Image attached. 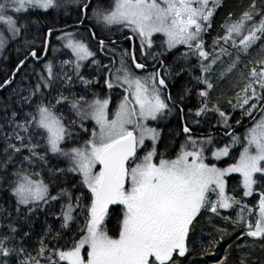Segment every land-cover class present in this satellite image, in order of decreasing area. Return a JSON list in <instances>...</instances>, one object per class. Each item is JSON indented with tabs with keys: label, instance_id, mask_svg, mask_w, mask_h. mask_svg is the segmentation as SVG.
<instances>
[{
	"label": "snow or ice",
	"instance_id": "obj_1",
	"mask_svg": "<svg viewBox=\"0 0 264 264\" xmlns=\"http://www.w3.org/2000/svg\"><path fill=\"white\" fill-rule=\"evenodd\" d=\"M71 4L77 23L66 28L76 30L49 26L43 55H38L36 37L28 38L39 22L33 14ZM223 6L224 0H0V55L11 45L29 49L0 89L12 85L29 58L40 65L31 79L0 99V264H179L200 217H218L234 206L240 211L233 224L246 228L241 235L264 239V0H249L238 14L229 11L208 50L203 37ZM82 27L88 40L96 41V51L79 31ZM57 31L60 48L52 52L66 59L48 58L49 38ZM97 31L118 32L131 48L117 52V42L110 35L97 39ZM97 51L111 54L110 63L102 64ZM86 61L96 68L91 78L82 72ZM217 64L223 66L217 80L234 76L229 81L234 95L224 103L232 112L239 110L235 125L245 129L240 135L230 123L231 113L221 110L224 93L215 100L211 95ZM101 69L109 90L103 98L90 91L100 85ZM185 77L194 81L199 98L187 114L184 105L193 89L184 84L175 95L171 91ZM77 81L83 92L73 91ZM117 86L123 96L112 111L111 92ZM174 112L182 122L176 135L184 139L172 157L167 143L161 150L162 130L149 122ZM210 115L230 138L222 147L215 146L212 132L193 133L202 120L210 123ZM245 119L250 126L242 123ZM89 120L91 130L85 127ZM237 146L234 163L222 168L212 162L231 157ZM232 173L241 177L240 199L227 191ZM254 194L255 205L243 203ZM116 205L122 206L121 214L116 234L110 235L106 218ZM41 214L54 216L59 227L47 224L33 244ZM73 224L77 232L71 243L61 245ZM216 231L221 240L230 235L226 229ZM247 247L236 246L238 264H247ZM228 255L217 264H228Z\"/></svg>",
	"mask_w": 264,
	"mask_h": 264
},
{
	"label": "trees",
	"instance_id": "obj_2",
	"mask_svg": "<svg viewBox=\"0 0 264 264\" xmlns=\"http://www.w3.org/2000/svg\"><path fill=\"white\" fill-rule=\"evenodd\" d=\"M249 0H224V6L218 9L214 15L212 27L208 34L204 36V41L206 43V48L210 50L213 38L216 37L217 33L220 31V24L223 22L226 14L229 11L236 12L237 14L241 10L242 5H246ZM76 8L72 9L67 8L61 10H49L45 15L43 13L33 14L32 19L38 20L37 24L32 25V33L29 35V39L36 37L34 47L37 49L41 47L42 40L45 36L42 34L43 30H47L49 26L53 28L60 27L69 22H74L77 15L75 12ZM74 14V15H73ZM70 15V16H66ZM59 34V33H57ZM54 34L53 37H55ZM54 38H52L51 46ZM91 45L94 43L89 40ZM97 46V45H95ZM19 47V51L17 48ZM24 48V50H23ZM42 48V47H41ZM184 48H180V51H184ZM29 49L26 50L22 44L11 45L8 50L0 55V83H3L6 79L10 77L11 72L15 69L16 65L19 61L28 53ZM177 53L173 52L165 61L169 63L172 61L173 56ZM7 57V58H5ZM50 58V55L48 56ZM252 58L255 57V52H253ZM193 63H195V59L193 58ZM227 64V59L225 58V65ZM222 65L217 64L213 68V82L216 87L214 91L211 93L213 100L217 96H220L221 92L224 93V96L221 99V110L231 113L230 120H236L239 118L240 113L239 110L236 112H232V110L228 107L224 100H226L229 96L234 95V92L230 91L229 81L234 79V76H228L222 78L220 80L216 79V75L222 70ZM40 68L39 63L28 62L22 69L19 71L17 77L13 84L6 88L3 92L0 93V99H4L8 97V95L12 92L13 88H17L22 82L26 83L27 80L32 78L33 72L38 71ZM101 83L96 87L92 88L90 91L98 93L101 98L109 95V90L103 86V77L104 70L101 69ZM197 72L194 73L196 75ZM96 75V74H95ZM189 81V78L185 77L180 80L175 81V85L171 87V91L175 95V93L182 87V85L186 84ZM193 89L189 94L188 98L185 101L184 110L188 111L189 108H195L199 103V98L196 96L197 88L191 86ZM73 91L83 92L84 87L78 81L76 82ZM123 89L119 91L116 90L117 95L111 93V103L110 110H115L116 104L123 96ZM3 116V113L0 112V117ZM173 116V115H172ZM165 117H170L167 115ZM208 120H214V117L209 116ZM216 120V119H215ZM247 119H245L242 123H244ZM203 122V120L201 121ZM206 124L207 122L204 121ZM89 124H85V127H88ZM162 130L161 137V150H163V144L167 143L169 145V150L171 152L172 157L175 156V152L179 150V144L183 141L184 136L182 134L176 135L177 132L181 131V121L177 118V116L173 120H159L156 124ZM83 139H87V137H81V141ZM77 179H79L77 177ZM241 179L238 175H231L227 178V191L233 194L236 197L242 196V186L240 183ZM85 194L87 195V189H84ZM257 198H249V201L255 203ZM0 203H3V200L0 199ZM121 206H113L110 208L109 216L106 218V227L109 230V234H116L118 217L121 214ZM56 211H59V204L56 205ZM47 224H53L54 228L59 227V221L55 220V217L52 215L45 216L43 214L39 215L34 223V235H33V244L38 239L39 235L42 234ZM79 224H83V217H79ZM226 229L230 234L226 236L223 240L220 239V235L217 233L216 229ZM246 229L243 227H235L230 223L226 224L223 219L218 217L208 218L207 215L201 216L199 223L196 228L189 234L187 240L188 253H186L185 257L179 258V264H217V262L224 257L226 251L229 253L228 255V264H238L239 258L241 256V252L237 250L236 246L238 244L244 245L247 244L248 247L244 249L245 253H249L247 259V264H264V239L259 238H251L242 236L241 234L245 232ZM77 232V225H72V230H65L64 238L60 241L61 245H66L71 243V238ZM240 237V239H238ZM78 238V237H77ZM213 241H219V243L212 246ZM231 245V248L229 246ZM207 250V254L205 251Z\"/></svg>",
	"mask_w": 264,
	"mask_h": 264
},
{
	"label": "rangeland",
	"instance_id": "obj_3",
	"mask_svg": "<svg viewBox=\"0 0 264 264\" xmlns=\"http://www.w3.org/2000/svg\"><path fill=\"white\" fill-rule=\"evenodd\" d=\"M71 7H72V9L76 8L74 4L69 5L68 8H71ZM65 10H66V9H65ZM75 12L77 13V10H76ZM73 15H74V14H73ZM66 16H70V15H66ZM74 16L76 17L77 15H74ZM80 32H81V31H80ZM31 33H32V32H31ZM81 33H82V34L84 35V37H85V34H84L83 32H81ZM60 34H61V33H60ZM60 34H57V35H55V37H53L54 40H53L52 46L50 47V51H49V53H50V58H52V56H56L57 60H59V59H66V58H67L66 56L62 55L61 52H55V53L52 52V47H55V48H57V49L60 48V43L56 40V36H59ZM85 39H86V37H85ZM86 40H87V39H86ZM88 42H89V40H88ZM89 44H90V43H89ZM90 47L92 48L93 51H96V50H97V46H95V45H91V44H90ZM114 47L116 48V51H117V52H119L120 50L124 49V48L117 47V46H114ZM23 50H24V48H23ZM26 50H28V49H26ZM110 57H111V54L100 53V52L97 51V59L100 60V61L102 62V64H109V63H110ZM116 60H117V66H118L119 58L116 57ZM82 72L86 75V77L91 78L92 76H94V75L96 74V68H95V66L90 65V62H87V61H86V62H85V67L82 69ZM101 72H102V71L100 70V74H101ZM133 72H134L136 75H141V76H142V75H145V73H136L134 70H133ZM104 76H106V71H105V70H104ZM102 84H103V83H102ZM105 88H107V87L105 86ZM121 89H123V88H120V87L117 86V87L114 88V90H112L111 93L114 94V95H117V94H119V93H117L116 90L120 92ZM122 92H123V91H122ZM111 97H112V96H111ZM109 108H110V105H109ZM113 111H114V110H113ZM172 115H173V114H171L170 116H172ZM158 122H159V120H158V121H151V122H149V126H150V127L159 128V129H160V127H159L158 125H156ZM85 124H89V125H88V128L91 130L92 126L94 125V122L91 121V120H89V121H86ZM229 142H230V140H227V141H226V143H229ZM145 143H146V144H150L151 141L146 140ZM238 154H239V146H237L236 148H234V149L232 150V156H231V157H222L220 160H215V159H213L212 162L215 163V164L217 165V167L226 168L229 164L234 163V160H235V158L238 157ZM140 155H143V153L141 152ZM209 155H210V154H209ZM220 161L223 162V163H219ZM97 170H98V168H97ZM231 175H238V176H240L239 173H232V174H230L229 176H231ZM229 176H228V177H229ZM228 177H227V178H228ZM227 178H226V179H227ZM240 179H241V177H240ZM228 194H229V195H233V194H231V193H229V192H228ZM254 196H255V198L258 199V196H257L256 194H254L252 197L245 198V199L243 200V203H246L249 207H252L253 205H255L257 199L255 200V203H252L251 201H249V198H254ZM235 197H236V196H235ZM212 198L215 199L214 196H213ZM236 198H237V199H240V197H236ZM121 207H122V206H121ZM239 211H240L239 206H234L232 209L221 210L220 216H223V217H229V220H228V221H225V220H224V222H225L226 224L230 223L231 225H233V226H235V227H243V228H245V226L242 225V224H239V223L233 224V221H236V219H237V214H238ZM220 216H219V217H220ZM245 216H247V213H245ZM252 223H253V225L255 224V217L252 218ZM245 229H246V228H245Z\"/></svg>",
	"mask_w": 264,
	"mask_h": 264
},
{
	"label": "flooded vegetation",
	"instance_id": "obj_4",
	"mask_svg": "<svg viewBox=\"0 0 264 264\" xmlns=\"http://www.w3.org/2000/svg\"><path fill=\"white\" fill-rule=\"evenodd\" d=\"M93 3H95V0H93ZM75 23H77L76 20L74 22H69L67 24H64V25H62L60 27H64V26H67V25H70V24H75ZM86 24H87V22H86ZM88 27H91V25H88ZM210 29L207 31L206 34H208V32L210 31ZM66 30H68V31H75L76 29L69 28V29H66ZM79 31L83 32L85 34L86 39L88 40V37H87V34H86L84 28L83 27L80 28ZM45 32H46V30H43V33L42 34L44 36H45ZM57 33L60 34V32H57ZM109 35L111 36V39L112 40H115L117 42L115 46L121 47V48H124V49H130L131 48V42L130 41H126L124 39V37L120 33L117 32L115 34H109V33H101L99 31H97V39H106L107 40L108 37H109ZM52 38H53V36H52ZM203 39H204V37H203ZM91 41L94 43V45H97L95 40H91ZM137 44H138V41H137ZM179 47L180 48H184L183 46H179ZM35 50L37 51L38 55H40L42 53V48L41 47H38L37 49L35 48ZM49 51H50V49H49ZM49 55H50V53L48 52V56ZM169 56H170V54H169ZM137 57H138V60H139V53L138 52H137ZM30 62H32V61H30ZM132 70H134L136 73H144V72H137L134 68ZM149 71H151V67L150 66H149ZM198 74L199 73L197 72L196 75H198ZM186 84H187L188 87H191V86H193L194 81H191L190 78H189V81ZM185 114H187V111H185ZM176 116L180 120V116H179V113L178 112H174L173 113V116H170L168 118L167 117H164V118H162L160 120H173ZM185 119H190V118L187 117V115H185ZM209 121H210V123L207 122L205 124L204 123V120H203V122H201L200 126H198V127L197 126H193V133L194 134H206L208 132H212L214 134V136H215L216 141H218V143L215 146L222 147L224 144H226V141L227 140H230V138L224 136V134H223L224 133V129L222 127L216 126V120H215V118H214V120H209ZM230 123L233 124V126H234V129L233 130L235 131V133L237 135H240V134H242L244 132V130H245L244 127L236 126L235 125V120H230ZM243 124L245 126H250L248 120H246ZM181 127H182V122H181ZM206 155H209V153H206ZM219 163H223V162L220 161Z\"/></svg>",
	"mask_w": 264,
	"mask_h": 264
},
{
	"label": "water",
	"instance_id": "obj_5",
	"mask_svg": "<svg viewBox=\"0 0 264 264\" xmlns=\"http://www.w3.org/2000/svg\"><path fill=\"white\" fill-rule=\"evenodd\" d=\"M70 25H73V24H70ZM70 25H67V26H70ZM69 28H70V27L66 28V26H64V27H57V28H55V29H69ZM57 32H59V31H57ZM57 32H55V33H57ZM46 33H47V30H46V32H45V35H46ZM55 33H54V34H55ZM52 36H53V35H52ZM52 36L49 38V43H50V45H51ZM49 49H50V47H49ZM48 52H49V50H48ZM27 54H28V53H27ZM27 54H26V55H27ZM26 55H25V56H26ZM40 55H41V56L43 55V50H42V53H41ZM25 56H24V57H25ZM24 57H23L22 59H24ZM22 59H21V60H22ZM29 61H32L33 63H36V62H34L31 58H29V59L26 61V63H28ZM21 69H22V68H21ZM14 71H16V67H15V69L11 72L9 78L12 77V73H13ZM136 71H137V72H142V71H140V70H136ZM18 73H19V72L16 73V77H17ZM16 77H15V78H16ZM9 78H8V79H9ZM6 80H7V79H6ZM12 84H13V83H12ZM6 88H8V87H6ZM6 88H4V89H0V93L3 92ZM111 207H113V206H110V208H111Z\"/></svg>",
	"mask_w": 264,
	"mask_h": 264
}]
</instances>
